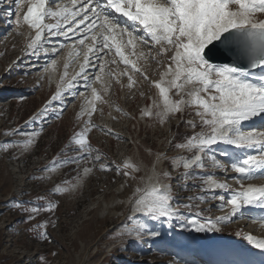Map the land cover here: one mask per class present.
<instances>
[{"label": "snow or ice", "instance_id": "snow-or-ice-1", "mask_svg": "<svg viewBox=\"0 0 264 264\" xmlns=\"http://www.w3.org/2000/svg\"><path fill=\"white\" fill-rule=\"evenodd\" d=\"M4 2L0 0V4ZM15 3L14 26L27 25L31 30L26 46L28 55L39 59L41 52L56 54L71 47L69 57L75 59H70L69 63L77 62L81 55L84 59L80 71L69 79H65L69 63L64 65L55 94L25 123L31 127L37 121L46 120L50 111L56 114L57 119L60 118L65 110L63 102L66 96L75 97L89 92L92 97L86 99L88 119L84 126L73 133L69 144L43 171L53 173L58 168L77 165L78 178L83 179L94 170H112L113 165L105 162V154L91 144L88 135L96 127L117 139L124 138L111 129L95 125L91 116L97 111V101L108 103L104 96L110 91L111 84L104 77L127 76V87L131 89L136 81L129 73H134L158 90V98L153 101L157 111L153 113L152 109H144L142 117L155 115L164 123L181 114L180 119L192 131L181 137L183 142L172 147L191 155L172 157L170 170H158V165L170 158L157 153L151 168L152 175L146 180L144 177L138 179L136 173L141 169L136 164L124 162L122 166L115 165L118 174L137 181L131 196L120 201L129 206V216L121 226L126 230L121 235L137 242H142L145 235L159 236L160 233L148 221H167L170 226L173 221H182L181 229L198 233L219 232V225L232 222L234 217L244 218L254 209L264 210V185L245 183L264 179V129L246 126L248 122L264 120V0H70L67 4L62 0H15ZM47 20L55 22L47 23ZM53 38L56 43L46 47ZM59 38L71 43L61 42ZM143 49H147V53ZM153 52L155 56H152ZM105 56L113 58L109 61ZM115 57L126 66L124 71L116 73L108 68L109 63L117 64ZM229 57L228 63L214 62ZM142 58H151L153 63L163 67L158 80H149L145 71L137 66ZM56 67L57 60L49 58L42 71L55 72ZM97 82L101 85L99 91L95 87ZM57 104L61 106L57 107ZM189 108L195 109V117L185 120L183 113ZM100 111L102 114L103 110ZM84 114L82 111L81 115ZM42 131V128L39 131L12 129L5 135L25 139L0 142V149L7 151L20 147L30 150ZM221 146H229L233 150ZM218 155L227 158V163L218 159ZM61 156L64 159H60ZM207 161L225 174L229 171L237 173L233 179L239 188L233 189L226 181L217 180L214 174L199 175L195 170L206 169ZM181 168L184 171L174 178L172 171ZM173 179L177 182L199 179L201 192H210L211 196L190 197L189 200H217L220 202L218 210H227V214L216 217L202 216L198 212L184 215L179 211L180 205L175 203L172 184L165 183ZM76 186H57L33 201L10 203L25 215L26 223H31L41 214L52 213L58 207L48 198L50 194L66 193ZM216 190L227 193V198L224 194H217ZM183 207L191 209L194 205L189 203ZM248 219L264 227V215H249ZM50 223V220H45L30 230L47 240L49 233L46 229ZM129 223L131 227H128ZM243 238L259 250L250 254L259 256V259L248 264H264V238L251 233H243ZM42 259L45 264H50L46 258ZM184 264L188 262L184 261Z\"/></svg>", "mask_w": 264, "mask_h": 264}, {"label": "rangeland", "instance_id": "rangeland-1", "mask_svg": "<svg viewBox=\"0 0 264 264\" xmlns=\"http://www.w3.org/2000/svg\"><path fill=\"white\" fill-rule=\"evenodd\" d=\"M62 2L67 4L70 1ZM15 9L16 3L13 0H5L0 4V142H19L25 139L21 136L5 135L12 129L39 131L42 128L43 131L30 150L25 151L20 147H13L7 151L0 149V264H45L42 258H46L50 264H174L176 261L180 264H184V261L188 264H205V256L203 257L200 246L207 250L209 248L207 243L210 241L215 239L222 241L221 239H227L229 235L243 234L245 221L250 222L249 215L246 214L244 216L247 217L246 220L234 217L232 222L219 225L221 228L219 232L198 233L181 229L182 221H173L171 226L167 221L158 223L148 221L160 233L159 236L145 235L142 242H137L135 239L121 235L126 230L121 226L129 216V206L121 204L120 201L131 196L137 181L118 174L115 165L122 166L124 162L136 164L141 169L136 173L138 179L144 177L146 180L152 175L151 168L157 153H164L170 158L161 162L158 170H170L172 157L191 155L182 149L172 147L175 143L183 142L182 135L192 131L180 119L181 114H176L164 123H161L155 115L142 117L141 113L144 109H152L153 113L157 111L153 101L158 98V94L157 89L150 86L139 74L129 73L136 81L131 89L127 87V76L117 78L105 76V81L111 84L110 91L104 96L108 103L97 101V111L91 116L95 125L111 129L124 138L117 139L96 127H93L88 135L91 144L105 154V162L113 165L112 170H94L91 175L83 179L78 178L77 165L64 166L53 173L43 171L45 166L50 165L69 144L73 133L79 132L84 126L88 119L86 99L92 97L89 92L76 97L66 96L63 102L65 110L60 118L57 119L56 114L50 111L46 120L37 121L31 127L25 123L44 108L55 94L66 61L69 63L70 59L75 58L69 57L72 48L67 47L54 55L51 53L45 55L41 52L39 59L31 60L37 62L28 63L30 67L23 65L21 58L27 55L28 27L14 26ZM9 12L13 15H8ZM47 21L51 23V20ZM55 43L56 40H53L52 45ZM67 43L71 42L67 41ZM143 50L147 53V49ZM152 56H155V52ZM51 57H56L58 66L54 78L51 77L50 72L42 71L45 62L41 61ZM112 58L105 56V60L110 61ZM115 59L117 64L109 63L108 68L116 73L124 71L126 66L118 57ZM79 60L69 63L68 77L73 76L75 70L80 71L84 59ZM18 61L19 63L16 64ZM139 61H141L139 66L145 71L149 80L160 78L163 67L153 63L151 58L147 60L142 58ZM95 87L100 90L99 82ZM60 106L57 104V107ZM100 109L103 110L102 114ZM82 111L84 115H81ZM183 116L185 120L193 119L195 109H186ZM251 127L264 129V124ZM69 153L72 154L71 149ZM60 159L64 157L61 156ZM218 159H223L227 163V158L218 155ZM206 163L208 172L202 169L195 170L199 175L214 174L217 180L226 181L233 189L239 188V184L233 179L238 175L237 173L229 171L225 174L222 170L213 167L211 161ZM183 171L182 168L173 170L172 175L174 178L178 177ZM230 173L231 178L227 176ZM47 176L51 179H42ZM259 180L264 183V179ZM260 181L257 180V186L261 185ZM247 182L255 184V180L245 181L246 184ZM165 183L172 184L175 203L180 205L179 211L184 215H194L198 212L202 216L216 217L227 214V210H218L220 202L217 200L210 202L189 200L190 197L211 196L210 192H201L199 179L180 182L173 179ZM125 184H130L131 187L122 188L121 186ZM71 185L77 186L66 193L50 194L48 198L56 202L58 207L52 213L41 214L31 223H26L25 215L10 203V201H33L38 195L48 193L49 189ZM216 193L224 194L227 198V193H221L220 190H216ZM189 203L194 207L191 209L183 207ZM45 220L52 222L46 229L49 233L47 240L38 237L36 231L30 230L34 225ZM53 223L55 227L52 226ZM131 226L129 223L128 227ZM250 227L264 237V227L252 225ZM250 232L256 233L253 230ZM220 234L227 237L222 238ZM201 240H205L203 244ZM179 249H186L193 255H183L179 253ZM53 252L57 255L53 256Z\"/></svg>", "mask_w": 264, "mask_h": 264}, {"label": "bare ground", "instance_id": "bare-ground-1", "mask_svg": "<svg viewBox=\"0 0 264 264\" xmlns=\"http://www.w3.org/2000/svg\"><path fill=\"white\" fill-rule=\"evenodd\" d=\"M63 1V0H62ZM61 41H63V38H59ZM54 40H56L55 38H54ZM64 42V41H63ZM52 43H53V41H52ZM66 43H67V41H66ZM49 46L51 45V46H53L52 44H48ZM71 52V51H70ZM52 58V57H51ZM35 62H37L36 60L34 61H30L29 63L30 64H32V63H35ZM41 62H46V61H41ZM57 68V67H56ZM50 72V74H51V77H53L54 78V76H55V73H56V71L55 72H51V70L49 71ZM157 94H158V92H157ZM170 95H171V93H170ZM264 124V122H262L260 125H254V126H261V125H263ZM246 126H253L250 122H248L247 124H246ZM259 128V127H258ZM254 210H258V209H254ZM259 213H264V210H258V211H256V213L255 214H259ZM158 223V222H157ZM255 232V231H254ZM219 240H213V241H210V243H207V247H209L207 250H210L212 247H215V246H218V244H219ZM205 250H206V248H204Z\"/></svg>", "mask_w": 264, "mask_h": 264}, {"label": "water", "instance_id": "water-1", "mask_svg": "<svg viewBox=\"0 0 264 264\" xmlns=\"http://www.w3.org/2000/svg\"><path fill=\"white\" fill-rule=\"evenodd\" d=\"M221 51H222V49H221ZM226 55V54H225ZM230 57L228 58V59H226V60H215L214 62L215 63H228V62H230Z\"/></svg>", "mask_w": 264, "mask_h": 264}, {"label": "trees", "instance_id": "trees-1", "mask_svg": "<svg viewBox=\"0 0 264 264\" xmlns=\"http://www.w3.org/2000/svg\"><path fill=\"white\" fill-rule=\"evenodd\" d=\"M182 137H183V135H182Z\"/></svg>", "mask_w": 264, "mask_h": 264}]
</instances>
